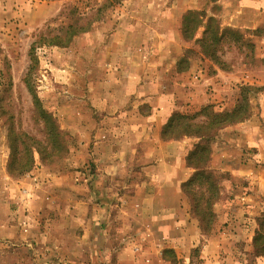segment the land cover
<instances>
[{
  "label": "rangeland",
  "instance_id": "obj_1",
  "mask_svg": "<svg viewBox=\"0 0 264 264\" xmlns=\"http://www.w3.org/2000/svg\"><path fill=\"white\" fill-rule=\"evenodd\" d=\"M181 1L197 9L185 11L173 33L182 40L175 68L192 67L198 99L195 108L182 103L176 114L202 130L178 134V141L192 145L184 184L195 179L181 189V224L174 227L169 219L160 228L155 221L117 216L95 224L94 200L79 205L78 182L87 166L80 149L96 126L100 46L118 26L143 20L145 2L169 6L175 0H0V264H264V22L255 30L226 27L222 0ZM187 12L204 17L190 16L184 24ZM208 19L217 36L224 32L206 56L197 41ZM236 109L242 121L204 132L212 115ZM11 136L19 138L13 166L25 151L33 154L32 170L21 177L6 170ZM64 169L76 186L52 190L51 174ZM31 174L35 185L22 180ZM211 185L212 205L204 206ZM21 196L35 198L38 214L31 217L20 206ZM192 206L211 210L204 223L209 232H201ZM143 208L118 203L111 209ZM82 212L92 218L86 231ZM46 229L51 234L42 238ZM45 238L64 242L67 251L50 250ZM126 244L129 249L121 250Z\"/></svg>",
  "mask_w": 264,
  "mask_h": 264
},
{
  "label": "crops",
  "instance_id": "obj_2",
  "mask_svg": "<svg viewBox=\"0 0 264 264\" xmlns=\"http://www.w3.org/2000/svg\"><path fill=\"white\" fill-rule=\"evenodd\" d=\"M259 2L222 0L226 13L222 16L223 25L255 30L264 22ZM190 9L197 7L181 0L169 6L145 2L141 10L145 14L143 20L128 21L124 30L118 26L109 41L100 46L103 59L98 73L102 77L97 86L100 95L95 106L97 117L91 122L96 126L93 136L85 134L82 139L80 153L87 166L78 182L83 196L79 205L92 199L97 205L95 224L116 220L117 216L122 221H155L160 228L166 220L172 219L177 227L186 215L181 187L190 176L185 156L192 145L188 140L164 141L161 130L183 104H189L184 108L191 110L198 99L191 78L192 67L182 71L175 68L181 54L177 52V45L182 51V40L173 33L179 32V21ZM208 81L212 84L210 79ZM31 176L22 179L23 182L35 185L37 179ZM51 178L52 184H48L52 190L56 188L53 185L68 190L76 186L65 169L62 174H51ZM20 182L23 183L18 179L14 181ZM21 197L20 206L31 210V217L38 214L35 198L29 201L28 197ZM23 199L27 200L23 202ZM118 203L144 206L147 210L127 214L119 211V214L111 209ZM150 205H154L153 213ZM82 213L79 219L84 220L86 231L90 229L87 221L92 218ZM128 228V234L134 235L130 224ZM50 234L46 229L42 238ZM44 240L50 250L67 251L64 242L55 245L48 238ZM100 246L103 249V243ZM120 249L128 250V244Z\"/></svg>",
  "mask_w": 264,
  "mask_h": 264
},
{
  "label": "trees",
  "instance_id": "obj_3",
  "mask_svg": "<svg viewBox=\"0 0 264 264\" xmlns=\"http://www.w3.org/2000/svg\"><path fill=\"white\" fill-rule=\"evenodd\" d=\"M200 15V13L197 12H187L183 16L184 24H187V21L190 16H197ZM200 17H204V15H200ZM214 24L213 19H208L205 24V30L202 34V38L197 41L201 45V49L203 53L207 56L210 50H212V47L215 46L218 41L221 39V35L217 36L218 28L213 27ZM35 99V98H34ZM241 109V108H240ZM187 117H184L180 114H173L167 123L163 126L161 130V138L164 141H178L181 135H178L180 132L184 133L185 136L190 135L191 133H198V130L201 131L202 128L198 126H193L191 124H187L185 121L187 120ZM244 118L241 116V112L239 109L230 111V112H224L220 114L212 115V118L208 120V122L205 123V126L203 130L204 132L207 130L208 132L212 131L213 129H220L226 125H229L230 122H240ZM206 133V132H205ZM9 160L6 167L7 173L11 176L15 177H21L24 174L29 173L34 165V159L33 154L30 153V150H27L19 157V162L16 166H13L15 163H17V143L19 142V138L16 136H11L9 140ZM56 149V148H55ZM197 177V176H196ZM195 178L192 180L190 179L187 183L182 185V189L185 188L186 185L192 183ZM214 187L213 185L208 186V196L206 197L204 203V206L212 205V200L214 196L212 195L214 193ZM213 196V197H212ZM193 216L197 219L201 232L207 233L210 230H208V227L204 225L205 221L210 220L212 218L211 210H207L206 208L201 209L199 206H192L191 208Z\"/></svg>",
  "mask_w": 264,
  "mask_h": 264
}]
</instances>
